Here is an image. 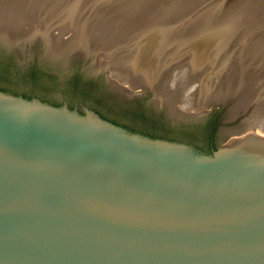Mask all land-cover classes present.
Segmentation results:
<instances>
[{"label": "water", "instance_id": "water-1", "mask_svg": "<svg viewBox=\"0 0 264 264\" xmlns=\"http://www.w3.org/2000/svg\"><path fill=\"white\" fill-rule=\"evenodd\" d=\"M27 40L0 43L33 47L48 60H88L121 93L108 64L96 68L104 56H51ZM210 88L203 93L214 95ZM144 93L180 120L222 108L230 123L245 113L227 117L230 103L207 97L182 115L148 86L124 95ZM236 126L201 154L130 133L93 110L0 90V264H264V149L219 165L232 141L255 136L264 145V136Z\"/></svg>", "mask_w": 264, "mask_h": 264}, {"label": "rangeland", "instance_id": "rangeland-1", "mask_svg": "<svg viewBox=\"0 0 264 264\" xmlns=\"http://www.w3.org/2000/svg\"><path fill=\"white\" fill-rule=\"evenodd\" d=\"M27 1L33 8L37 6L41 9V6V10L45 9L51 14L55 12L53 15L60 12L53 17H64L63 23L66 25L97 29L99 32L93 36L106 39L108 47L105 54L110 50V55L114 54L116 57L128 56V59L134 56V65H129L130 73L152 76L150 63L154 64L157 55L160 56V59L167 60L166 66L160 68L161 81L172 77L169 79L170 83L178 87L181 93L182 88L184 91L195 82L193 91L206 97L210 95L203 92L207 90V84H210V91V86H214L215 94L212 96L215 99H232L231 105L239 104L235 109L238 113L234 115L245 111L242 110L247 103L246 98L252 92H264V0ZM61 9L65 11L62 12ZM55 27L58 28V25ZM57 28L54 30L55 34ZM110 32L115 43L109 42ZM69 35L70 33H65L63 39H67ZM104 44L101 52L105 49ZM138 44L143 45L139 52ZM171 67L178 69L175 68L173 76H168ZM258 67L259 73L255 69ZM192 75L193 80L187 86L185 81ZM254 75L257 79H254ZM194 76L203 80L204 85L200 90H196V86L198 88L201 82L198 83ZM235 88L236 92L233 91ZM250 110L247 111V116H252ZM263 112L262 109L261 113ZM244 115L245 113L226 125H237Z\"/></svg>", "mask_w": 264, "mask_h": 264}, {"label": "flooded vegetation", "instance_id": "flooded-vegetation-1", "mask_svg": "<svg viewBox=\"0 0 264 264\" xmlns=\"http://www.w3.org/2000/svg\"><path fill=\"white\" fill-rule=\"evenodd\" d=\"M0 90L77 112L93 110L130 133L181 143L201 154L214 151L228 132L222 108L194 119H176L158 108L150 93L126 96L114 91L104 72H95L88 60H48L33 47L21 50L0 43ZM123 111L145 120L134 123Z\"/></svg>", "mask_w": 264, "mask_h": 264}, {"label": "bare ground", "instance_id": "bare-ground-1", "mask_svg": "<svg viewBox=\"0 0 264 264\" xmlns=\"http://www.w3.org/2000/svg\"><path fill=\"white\" fill-rule=\"evenodd\" d=\"M29 5L30 3L27 0H0V38H3L4 40H7L8 42L13 43V44H20L21 47L24 45L23 44L24 41H28L27 39L34 38L40 41L41 45L43 44L45 53L47 55L57 56L61 58L62 57L65 58L69 53L74 52V51L82 53L83 55L90 57V58L93 55H96L97 57L99 56V58H102L101 56H104V58L101 59V61H99V59L97 60L96 68L108 64L109 66L108 74L110 77V83L117 91L125 92L129 94L131 87H138V86L154 87L157 92L156 98L158 99V102L163 103L164 101V105L168 109L172 111H179V113L182 115H185L187 113H191V114L196 113L199 111L200 108L204 107V105H206V103L208 102V99L206 96H200L198 95V93L193 91L195 82L192 83L191 86L188 89H185L184 91L182 88V93H181V90L177 89L178 87L172 86L173 84L170 83V80L172 79V77L171 79L169 78L170 80L168 79V77H166L165 81H161L162 72L160 71V68L164 65L166 66L167 60L165 61L163 59H160V56L158 55L157 57L154 56L156 57V62L152 65L150 63V66H151L150 69H151L152 76L146 77V74L144 76H140L136 73H130L131 70L129 68V65H134L133 63L134 56L132 55L131 58L129 57L127 59L128 57L126 56L128 53L127 52L125 55L126 58L116 57L114 54L110 55V50L107 54H105L104 52L108 47L106 39L103 40L102 38L93 36L96 32H99V31H96L97 29L90 30L91 27L88 28V27H84L81 25L77 26L76 24H75L76 26L66 25V23H63V21L65 20L64 17L58 18V16L57 17L55 16L56 19L58 18L57 20L53 17L54 15L60 14V12L53 15V13L55 12H52L51 14L49 11L45 9L41 10L43 9L41 6H40L41 9H39V7L37 8V6L33 8L32 4L31 6ZM66 8L67 7H65V9ZM63 9H61L62 12L65 11ZM52 19H53V23H51ZM57 25H58V28L55 27ZM53 26L55 27V29L57 28L58 30L55 35H50L51 31L54 28ZM65 33H70V35L69 37H67V39L66 38L62 39V36H64ZM111 33L112 32L109 33L110 38H111L109 42L115 43L112 40ZM136 42H138V40ZM104 43H106V45ZM103 44H104L105 49L104 51L101 52V50L103 49ZM115 46H117V44ZM142 46L143 45L138 44V52L142 50ZM99 53H104V54H99ZM132 53H134V49ZM175 68L177 67H173V68L171 67L169 69L167 73L168 76H171L173 74V71L176 70ZM255 69L257 70L259 69V67ZM166 70L167 69L165 68L164 71ZM253 74H254V70H253ZM186 75H188V73H186ZM255 77L256 76L254 75V79H257ZM159 78L160 80H158ZM195 78L198 80V83L201 82L198 88L196 86V90L197 89L200 90V88H202L204 85L203 80L199 77H195ZM191 79L193 80V75L191 77H188V79H186L185 82H187L186 84L187 86ZM260 80L261 79H259V81ZM207 85L209 86L210 84H207ZM261 88L262 87H260L258 90L260 91ZM233 91L236 92V88L233 89ZM210 97L215 99L212 95H210ZM221 99L220 101H222ZM226 101L230 103L227 117L235 116L234 114L238 113V111H236L235 109L238 108L239 104L235 103L234 104L235 106H233L231 105V102L233 103L232 99H227V100L225 99V101L223 102H226ZM246 102L247 103L242 110V111L244 110L246 111L245 115L241 117L238 123V126H236V128L241 127L240 131H243L246 134L252 133L251 135L260 134L264 136V112L261 113L262 109L264 111V92L262 93L257 92V94H254L252 92L249 95V97L246 98ZM176 105L178 106L177 109L175 107ZM249 109H251L249 112H252V116L250 115L247 116V111ZM257 142L258 140L256 139L255 136L246 137V139L244 140L232 141L227 151L221 154L219 165L221 164L224 165L223 162H227V160L230 161L231 159L238 158L237 161H242L239 158V155L242 154L241 151H244V153H248V154L262 151L264 149V145H260ZM260 143H263V142L260 141ZM232 152H235L236 155L231 157L229 155Z\"/></svg>", "mask_w": 264, "mask_h": 264}, {"label": "trees", "instance_id": "trees-1", "mask_svg": "<svg viewBox=\"0 0 264 264\" xmlns=\"http://www.w3.org/2000/svg\"><path fill=\"white\" fill-rule=\"evenodd\" d=\"M123 115H129V117L131 118L132 122L134 121V123H136V120H145L144 117H142V115H139L136 112H127V111H123ZM212 115H215L212 114Z\"/></svg>", "mask_w": 264, "mask_h": 264}]
</instances>
